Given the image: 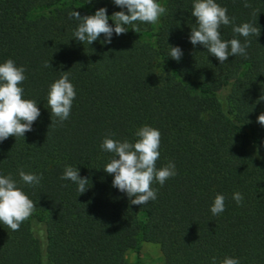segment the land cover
I'll use <instances>...</instances> for the list:
<instances>
[{"label":"trees","instance_id":"1","mask_svg":"<svg viewBox=\"0 0 264 264\" xmlns=\"http://www.w3.org/2000/svg\"><path fill=\"white\" fill-rule=\"evenodd\" d=\"M157 2L166 8L158 22L125 25L110 44L101 34L89 45L74 37L72 11L106 8L114 27L112 14L127 9L114 0H0V64L25 68L24 98L41 113L24 137L0 142V176L11 175L35 204L18 231L0 222V264H128L129 250L142 264L141 242L156 244L164 264H264V0H216L234 18L221 26L222 39L249 44L247 57L222 64L190 42L194 0ZM243 23L260 36L233 32ZM170 46L182 50L179 61ZM62 71L76 96L60 122L47 99ZM145 125L161 133L156 167L173 162L176 175L154 181L157 198L138 206L113 187L103 170L113 154L101 144L134 143ZM66 166L88 178L83 194L61 179ZM20 170L40 183H24ZM217 194L225 210L213 215Z\"/></svg>","mask_w":264,"mask_h":264},{"label":"clouds","instance_id":"2","mask_svg":"<svg viewBox=\"0 0 264 264\" xmlns=\"http://www.w3.org/2000/svg\"><path fill=\"white\" fill-rule=\"evenodd\" d=\"M114 4L121 9H127V14L125 11L112 14L114 27L109 24L110 17L106 8H99L94 15L85 16H81L76 10L72 11L69 14L70 19L74 18L80 22L74 37L79 42L86 41L91 45L103 34V43L110 44L113 33L119 36L128 31L125 25L137 21L156 23L166 12V8L157 0H114ZM244 6H250L246 0ZM192 16L198 24V28L191 29L190 42L193 46L202 45L220 64L230 56L247 57V40L241 44L237 38L223 40L221 37V26L232 24L234 20L227 15V8L221 7L216 0H194ZM233 32L245 38L250 35L259 37L261 29L251 23H243L233 27ZM182 55L178 46H170L172 59L179 61ZM49 66L50 62L45 64V67ZM62 72L63 75L50 85L47 99L51 117H57L60 122L69 118L76 96L74 85L69 80V71ZM25 79V68L17 67L12 59L0 64V142L10 136L24 137L26 132L32 131L33 123L41 114L35 100L24 98V90L20 85ZM257 122L264 126V113L257 117ZM136 136L138 139L134 143L105 137L101 148L113 154L103 169L114 176L113 187L126 193L131 205L141 206L157 198L156 190L151 187L152 183L157 181L163 185L167 179L176 175V170L173 162L159 169L156 167L161 143V133L158 129L145 125L138 129ZM19 175L22 181L29 185L39 184L42 179L41 176L25 173L23 170L19 171ZM61 179L76 183L80 194L88 189L89 180L80 176L78 168L66 166ZM233 199L239 205L243 196L236 192ZM34 208V202L17 186L11 175L0 176V222L11 230L18 231L21 223L29 218ZM224 210L225 197L217 194L211 206V213L219 215ZM221 264H239V261L235 258H225Z\"/></svg>","mask_w":264,"mask_h":264},{"label":"rangeland","instance_id":"3","mask_svg":"<svg viewBox=\"0 0 264 264\" xmlns=\"http://www.w3.org/2000/svg\"><path fill=\"white\" fill-rule=\"evenodd\" d=\"M135 257L136 254L133 250H129L125 254L128 264H134ZM139 259L142 264H164L159 247L153 243H140Z\"/></svg>","mask_w":264,"mask_h":264}]
</instances>
